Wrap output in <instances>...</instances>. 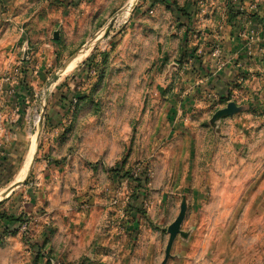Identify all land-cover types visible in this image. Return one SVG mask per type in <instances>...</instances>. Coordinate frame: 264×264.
<instances>
[{
	"label": "rangeland",
	"instance_id": "374dc122",
	"mask_svg": "<svg viewBox=\"0 0 264 264\" xmlns=\"http://www.w3.org/2000/svg\"><path fill=\"white\" fill-rule=\"evenodd\" d=\"M129 2L0 0V121L22 145L0 184V264H264L257 2ZM230 20L252 64L223 97L206 71L224 70Z\"/></svg>",
	"mask_w": 264,
	"mask_h": 264
},
{
	"label": "crops",
	"instance_id": "0c3cea01",
	"mask_svg": "<svg viewBox=\"0 0 264 264\" xmlns=\"http://www.w3.org/2000/svg\"><path fill=\"white\" fill-rule=\"evenodd\" d=\"M246 2L252 3L253 0H245ZM257 2L254 6H251L252 10L254 13H258V17L263 21L264 19V13H259V12H264V0H254ZM257 8V9H253ZM233 22V23H232ZM226 21V24L223 26H226L224 29L226 31V36H224V41L222 42V51H221V57L223 58L224 63L222 64L224 67V70L218 69L216 71H206L208 74H212L213 76H210L209 79L216 80L217 90L219 91L220 94L224 96L230 94L232 83L234 81V76L235 73L242 72L240 71L237 66H242L245 65V67H248L250 69V66L252 64V55L250 52V45L246 44L242 45L238 38V35L235 34L231 35V24H235L234 20ZM236 23L238 25H241L239 21L236 20ZM237 25V26H238ZM242 30V27L240 28ZM228 31V33H227ZM248 58V59H247ZM219 72V74H218ZM39 74V72H36ZM217 77H214V76ZM18 91H20V88L18 87ZM21 93L18 92V95ZM67 110L66 106H60L59 111L56 113L58 116V113H65ZM12 109L8 106L6 109L2 112L0 111V119L3 121L4 119V114H6L8 117L11 114ZM59 117V116H58ZM6 121L5 125V130L9 133V138L4 142L0 149V184H3L5 180H7L11 175L15 167L19 164L20 160V155H22V145L19 142L18 138L20 137V126L21 123L19 122L18 124L14 121V123L11 121L8 122ZM14 124V125H13ZM13 125V126H12ZM4 126V125H3ZM10 131V132H9ZM12 131V132H11ZM16 131V132H15ZM18 131V132H17ZM19 155V158L17 157ZM5 184V183H4Z\"/></svg>",
	"mask_w": 264,
	"mask_h": 264
},
{
	"label": "water",
	"instance_id": "95a60500",
	"mask_svg": "<svg viewBox=\"0 0 264 264\" xmlns=\"http://www.w3.org/2000/svg\"><path fill=\"white\" fill-rule=\"evenodd\" d=\"M115 22V19L110 23V25L107 27V29L104 31V34L108 33L109 30L112 28L113 24ZM27 51H28V45L26 44L25 47H24V52H25V56H27ZM26 58V57H25ZM239 112V109L236 107L235 104L231 103L228 105L227 109L223 110V111H220L218 113L219 117H223V116H226V115H233L235 113ZM36 156V153L34 155V158ZM31 170V169H30ZM30 170L28 171V174L30 173ZM28 176V175H27ZM27 180V177L25 178V180L21 183H19L18 185H13L12 188H10L4 195L3 197L4 198H7L9 196V194H11L15 189H17L18 187L20 186H23L24 183L26 182ZM185 216H186V206L183 205L182 208H181V212H180V215L178 216V218L175 220V222L170 225V227L168 228V233L170 235L169 237V242H168V246H167V250H166V256H167V259L168 257L170 256V251H171V248L175 242V239L177 238V236L179 235L180 233V230H181V226L183 224V221L185 219Z\"/></svg>",
	"mask_w": 264,
	"mask_h": 264
},
{
	"label": "bare ground",
	"instance_id": "6f19581e",
	"mask_svg": "<svg viewBox=\"0 0 264 264\" xmlns=\"http://www.w3.org/2000/svg\"><path fill=\"white\" fill-rule=\"evenodd\" d=\"M135 1L136 0H130V2L128 3V5H127V8L125 9V13H126V15H127V13L130 11V9L133 7V4L135 3ZM125 16V15H124ZM100 37L101 36H99V38L98 39H100ZM87 49H88V47L85 49V50H83L80 54H77L75 57H74V62H73V64H78L80 61H82V59H83V57L85 56V54H86V51H87ZM69 73V72H68ZM32 154V153H31ZM31 157H33V155L31 156ZM31 161H27V163H25V165H26V167L24 168V170L23 171H21L22 173H21V176L19 177V179H18V183L21 181H23L24 180V178L26 177V174H27V169H28V165H29V163H30ZM24 165V166H25ZM30 166V165H29ZM29 170V169H28ZM20 175V174H19ZM16 183H17V181H16ZM13 187V186H12ZM11 187V188H12ZM10 189V188H9ZM2 193V192H1ZM4 193H6V192H4ZM1 197H2V194H0V199H1ZM3 199H4V197H3ZM1 201V200H0Z\"/></svg>",
	"mask_w": 264,
	"mask_h": 264
},
{
	"label": "built area",
	"instance_id": "2783aa9c",
	"mask_svg": "<svg viewBox=\"0 0 264 264\" xmlns=\"http://www.w3.org/2000/svg\"><path fill=\"white\" fill-rule=\"evenodd\" d=\"M10 80V79H9ZM9 95L11 96H15V90L11 91L9 93ZM9 133L4 129L1 121H0V149L2 147V145L4 144V142L9 138Z\"/></svg>",
	"mask_w": 264,
	"mask_h": 264
},
{
	"label": "trees",
	"instance_id": "16d2710c",
	"mask_svg": "<svg viewBox=\"0 0 264 264\" xmlns=\"http://www.w3.org/2000/svg\"><path fill=\"white\" fill-rule=\"evenodd\" d=\"M117 177H121V175L117 173ZM122 178H123V177H122ZM124 178L130 179L131 181L133 180V181H135L136 184H137V182H138V180L134 179V177H133L131 174H124ZM139 195H140V194H138V198H137V199H139ZM136 208H137V210H138L139 207H136ZM136 208H135V209H136Z\"/></svg>",
	"mask_w": 264,
	"mask_h": 264
}]
</instances>
